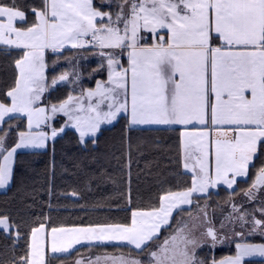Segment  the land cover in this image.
<instances>
[{
	"label": "snow or ice",
	"instance_id": "1",
	"mask_svg": "<svg viewBox=\"0 0 264 264\" xmlns=\"http://www.w3.org/2000/svg\"><path fill=\"white\" fill-rule=\"evenodd\" d=\"M0 55L12 69L0 89V189L11 190L21 150L51 146V181L55 145L71 134L91 157H68L87 191L113 185L123 211L79 223L26 219L30 204L0 214L11 241L0 264H264L254 242L264 241V0H0ZM121 121L118 181L98 149ZM161 129L176 134L173 167L134 195L133 152L144 153L132 134ZM48 195L51 212V183ZM109 246L118 254L84 258Z\"/></svg>",
	"mask_w": 264,
	"mask_h": 264
},
{
	"label": "trees",
	"instance_id": "2",
	"mask_svg": "<svg viewBox=\"0 0 264 264\" xmlns=\"http://www.w3.org/2000/svg\"><path fill=\"white\" fill-rule=\"evenodd\" d=\"M17 2L21 4H38L40 0H17ZM10 63V58L0 55V89L5 88L11 82L12 69ZM122 128L123 122L121 121L120 124L105 131L98 149V152L103 154L100 163L118 181L126 179L127 173V169L124 167L126 157L122 155ZM175 139V133L162 129L132 134L133 144H139L144 153L139 155L135 150L133 152L131 170L134 195L138 189L142 195L147 196L149 189L155 187L157 176L161 174L166 176L169 169L173 167L171 157L175 155ZM69 156H72L73 159L83 158L85 162L91 159L87 155L81 156L78 146L75 144V138L70 134L55 145V176L50 181V167L53 160L51 146L47 150V155H35L31 151L20 152L15 165V182L10 186V191L0 192V214L6 213L13 218H18V213L24 215L20 211L24 208V205L30 204L32 207L27 210L26 219H34L36 216H41V214H50L57 222L79 223L77 217L90 221L123 219V211L115 207L117 201L108 199L115 194L116 189L114 186L109 184L97 188L93 184V190L88 192L86 188L87 177L80 170L73 167L72 161L68 159ZM116 157H120V159L118 160ZM61 165L66 167L68 171H62ZM138 173L139 178H137ZM168 179L173 183L175 182V177H168ZM49 183H51L53 190L52 203L53 205H59V207H54L51 212L47 207ZM74 188L83 193L84 199L79 201V204L84 205L83 208L75 202L74 197L60 195V193L70 192ZM224 195L221 192L220 197H217V199L222 198ZM101 202L106 205L112 204V209L107 206L96 207ZM120 202L122 203V201ZM261 242L264 241L256 243ZM10 244V240H5L0 235V254L4 253L5 246H10ZM22 247L23 240L20 241L18 248ZM105 251L109 254L115 253V249L110 246L97 248L94 253L100 254ZM227 254H229L227 250L216 252L217 256ZM255 261L258 260H251V264H254Z\"/></svg>",
	"mask_w": 264,
	"mask_h": 264
},
{
	"label": "rangeland",
	"instance_id": "3",
	"mask_svg": "<svg viewBox=\"0 0 264 264\" xmlns=\"http://www.w3.org/2000/svg\"><path fill=\"white\" fill-rule=\"evenodd\" d=\"M83 63V62H82ZM91 63V62H90ZM91 67H95V64L94 63H91ZM90 70V69H89ZM110 127V126H109ZM27 150H21L20 152H26ZM4 191H6V190H3V189H0V192H4ZM259 242V241H262V240H260L259 238H256L255 240H254V242ZM222 250H227L228 251V249H226V248H224V249H218L216 252H218V251H222ZM104 253H100V254H97V253H84V258H87L88 256H91L93 259L95 258V256L96 255H103ZM260 258H251V260H259Z\"/></svg>",
	"mask_w": 264,
	"mask_h": 264
}]
</instances>
